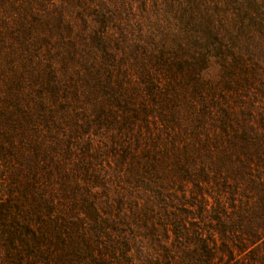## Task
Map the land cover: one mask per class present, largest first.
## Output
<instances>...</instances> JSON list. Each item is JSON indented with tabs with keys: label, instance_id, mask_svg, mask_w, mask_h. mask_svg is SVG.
Masks as SVG:
<instances>
[{
	"label": "rangeland",
	"instance_id": "1",
	"mask_svg": "<svg viewBox=\"0 0 264 264\" xmlns=\"http://www.w3.org/2000/svg\"><path fill=\"white\" fill-rule=\"evenodd\" d=\"M0 21L41 212L0 264L260 260L264 0H0ZM160 48L188 64L185 88L145 50ZM224 61L233 77L258 63L254 84L228 88Z\"/></svg>",
	"mask_w": 264,
	"mask_h": 264
},
{
	"label": "trees",
	"instance_id": "2",
	"mask_svg": "<svg viewBox=\"0 0 264 264\" xmlns=\"http://www.w3.org/2000/svg\"><path fill=\"white\" fill-rule=\"evenodd\" d=\"M100 8L102 11L98 12L99 18L106 21L107 18L102 13L103 9H105L104 5L101 4ZM111 14L114 13L111 11ZM19 22V27H23V22L20 20ZM4 27H6V24ZM3 34L4 33L0 32V38L3 37ZM215 35L216 41L219 43V48H216L218 54H230L231 48H227L223 43L222 34H219L216 31ZM141 49L143 50V48ZM145 50L147 51L148 57L154 59L153 62L158 63V66L166 72L168 78L177 84L176 88L179 86L185 88L183 83L190 80L194 74H189L186 71L185 68L188 64L184 62L185 60L181 58V56H174V54H171L172 52L170 49L166 48H160L158 51L153 50L150 53L147 49ZM238 57L243 60L240 55ZM203 60L204 59H201L200 61ZM207 60L208 59H206V61ZM242 62L241 77H233L234 67L230 66L225 61L223 62V69L220 72V74L222 73V80L219 79V81H223L228 88L230 85L231 90H233L232 84H235V87L238 89L240 87H242L243 90L248 89L252 86V83L254 84L257 77L260 65L258 63L249 64L245 61ZM9 75L11 76L9 77ZM17 75L18 73L16 71L8 70L1 65L0 62V162L2 161L6 163V165H4V170L6 169V172L2 174V171H0V179H3V177L6 176L11 180V185L2 188V191L0 192V248H3L4 251L7 250L8 255L10 256L13 253V247L20 243V241L15 239L19 228L23 229L25 227L27 232L31 233V236L37 237V233H35L37 230L33 228L32 224H30L29 218L33 213L39 216L41 214V212H38L37 210L32 211L28 208L30 206V200L35 199L32 191L37 186L38 177L35 167L31 166V164L26 165V163H24V160L26 161L25 152L28 149L24 144V133L20 132L25 127V121L29 120L30 123L33 121L34 117L33 115L30 116V113L24 107L26 102L24 87L21 92H19L16 87L9 84L13 78L17 77ZM197 82H200V79H198ZM170 88L173 89L175 87L171 86ZM225 116L229 118L227 112H225ZM33 129L32 131L35 132ZM260 141L263 144L260 145V150H262L260 164L264 169V147H262L264 146V138L260 139ZM31 148L37 150L35 145L31 146ZM14 161L18 163L17 166L13 163ZM260 188L263 189L260 194V204H262V216H264L263 176L260 178ZM251 242H253V240ZM17 250L18 249L16 248L15 251ZM257 261L260 264H264V227L260 236V260ZM257 261L255 260V264H257Z\"/></svg>",
	"mask_w": 264,
	"mask_h": 264
}]
</instances>
